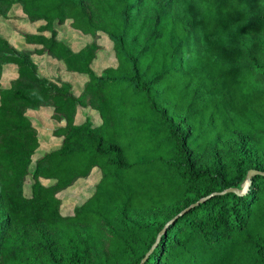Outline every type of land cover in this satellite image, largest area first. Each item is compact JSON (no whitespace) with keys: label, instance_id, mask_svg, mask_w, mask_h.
<instances>
[{"label":"trees","instance_id":"1","mask_svg":"<svg viewBox=\"0 0 264 264\" xmlns=\"http://www.w3.org/2000/svg\"><path fill=\"white\" fill-rule=\"evenodd\" d=\"M13 7L35 29L23 47L0 37V264H264V0H0V19ZM65 22L89 39L77 51ZM100 36L114 63L95 75ZM33 56L85 76L81 91ZM41 108L58 142L40 153L26 113ZM92 173L62 215L58 194Z\"/></svg>","mask_w":264,"mask_h":264},{"label":"rangeland","instance_id":"2","mask_svg":"<svg viewBox=\"0 0 264 264\" xmlns=\"http://www.w3.org/2000/svg\"><path fill=\"white\" fill-rule=\"evenodd\" d=\"M10 17H14L15 20H1L0 19V37L11 43L15 47H23L21 42V35L33 33L35 26L28 24L23 20V16L18 7H13L9 13ZM57 39L63 41L72 51H77L84 44L89 42L87 37L82 36L78 32L73 31L67 22L62 26L58 27ZM97 43L101 50L97 54L96 59L91 63L90 68L92 72L96 75L106 66L113 65V55L111 53V45L109 41L100 36L97 39ZM32 61L37 67V76L41 79H55L58 77L60 80L70 84L73 93L78 94L82 85L86 80L85 76L67 73L64 71L63 67L54 61L46 57L33 56ZM16 77V67L13 65H6L2 68L1 85L6 88L8 86L9 80ZM26 116L29 118L31 124L35 126L38 130V135L40 139V153L48 150L49 147H53L58 142L57 139H52L49 137V131L56 128L58 125L51 121L50 110L47 108H41L38 111H28ZM85 116H87L93 125L99 123V119L94 112H82L81 110L76 111L74 122L76 124L81 123ZM52 144L49 145V144ZM220 146H226L225 143H217L212 145L206 153L197 158L194 164L195 168H206L211 163L215 162L218 157V149ZM218 148V149H217ZM37 156V154H36ZM31 168V167H30ZM98 175L92 173V175L86 180L77 182L70 188L64 190L58 194L61 200L60 213L62 215L70 214L74 206L80 205L86 198H88L93 192V187L97 181ZM29 184L30 179L27 178L23 186L22 192L25 196L29 194ZM20 232L28 239L35 240L43 234V230L38 225H30L20 229Z\"/></svg>","mask_w":264,"mask_h":264},{"label":"water","instance_id":"3","mask_svg":"<svg viewBox=\"0 0 264 264\" xmlns=\"http://www.w3.org/2000/svg\"><path fill=\"white\" fill-rule=\"evenodd\" d=\"M255 173H254V171H250V172H248V174H247V176H248V178H250V176L251 175H254ZM149 254V252L145 255V257H144V259L146 258V256Z\"/></svg>","mask_w":264,"mask_h":264}]
</instances>
